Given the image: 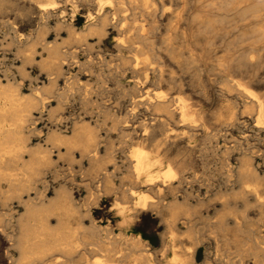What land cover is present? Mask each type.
<instances>
[{"label": "rangeland", "instance_id": "374dc122", "mask_svg": "<svg viewBox=\"0 0 264 264\" xmlns=\"http://www.w3.org/2000/svg\"><path fill=\"white\" fill-rule=\"evenodd\" d=\"M110 1L122 3V8L119 9L122 12L117 15L120 21L115 28L108 27L106 34L99 38L93 34L84 36L86 26L96 19L95 17L91 21L87 20L88 14L95 16V0H0V87L18 90L22 98H46V102L39 103L37 109L32 110L23 134L29 139L27 144L30 149H34L38 144L52 152L51 163L42 166L41 174L33 177L34 168L29 166V156L23 154L22 160L18 162L19 168L27 169L26 172L31 174L25 187L17 190L5 182H0V213L10 214V217H2L3 222L0 225V256L3 257L4 253H7L10 259H17L18 252L11 246L18 234L16 222L19 215L25 213L26 206L38 204L37 192L40 190L48 200L44 198V205L49 203L47 207H50L46 213L49 214L46 215L49 217L46 218V225L52 229L54 226L62 227V231L71 235L75 241L72 248L74 251L68 253L70 255L55 250L49 251L47 257L45 255L44 259L42 258L43 262L46 261L44 264H142L143 261L144 264H264V129L255 126L258 107L251 103L258 97L259 100L262 98L260 101L264 103V0H148V9L142 5V0ZM42 6L47 11L41 12L39 9H42ZM153 8L155 12L151 13ZM105 9L111 10L112 6L106 4ZM121 23L124 25L123 29V25L120 27ZM141 27L144 29L142 40H132L137 42L135 47L140 49L131 52L126 49L119 51L117 43L121 40V44L125 46L127 41H130L129 37L139 32ZM172 29L174 30L171 31ZM80 34L83 38L79 37ZM85 39L86 41H83ZM53 45H58L56 47L61 52H71L73 55L66 54V65L62 67L61 76L54 74L47 64L49 60L46 48ZM133 56L142 63L139 66L148 63L147 68L160 69L164 78H170L169 80L180 84L182 96L187 98V103L197 110L199 116L202 115L193 124L196 127L190 129L189 124L181 126L178 115L164 121V128L167 133L173 134L174 141L170 140L173 142L162 144L158 148L163 167H158L157 171H162L168 166H174V169L181 163L184 170L183 174H177L176 178L171 180L174 191L164 188L159 197L147 191L143 184H133L132 178L129 179L130 174L128 175L130 151L143 147L152 151L150 154L154 156L153 146L161 137L157 125L159 116L145 110L142 105L131 109L130 98L139 94L136 89L140 91V87L135 82L141 75L131 73L132 65L129 66L126 61L124 64L120 57L133 62ZM118 59L122 61V66ZM149 71L148 69L150 77L152 73ZM51 79H55L56 83L52 87L49 85ZM151 82L147 83L143 92L150 90L151 95L161 89L163 92H170L165 85ZM244 87L247 88L246 91L250 90V94H245ZM44 88L45 90H42ZM49 92L52 97H48ZM60 94V98H57ZM251 95L257 97L253 99ZM106 113L111 118H108ZM126 115L129 117L125 119ZM103 117H107L104 122ZM56 119H59L58 122ZM83 120L85 123H82ZM120 120L123 123H120ZM87 121L91 130L86 126ZM114 121L118 125L114 124ZM84 127L93 133L92 136L95 135L93 143L96 149L98 148L95 159H99L96 164L99 167L105 165V168L100 167L101 170L93 161L90 162L91 160L80 155V147L77 144L68 145L66 142L45 140L50 136L52 139H58L60 134L63 139H70L75 130V134L80 138ZM143 130L149 136L145 134L141 139L139 135ZM69 135L70 137H67ZM53 143L56 144L52 145ZM100 157L105 161L110 160L101 164ZM246 186L248 190L257 192V198L252 192L243 189ZM60 187L68 188L67 192L62 191V199L56 198L60 189H55ZM130 188L136 195L147 193V200L153 198L148 200L149 202L156 200L164 207L138 211V215L136 210H130L134 199L121 197L120 194L125 190L128 192ZM51 198L55 202H49ZM90 199L93 201L89 203ZM56 205L58 209L55 208ZM167 205L171 206V209ZM60 207L68 216L60 215ZM164 209L168 212L162 213L161 210ZM169 212L173 213L174 217ZM168 223L173 231L167 227ZM171 223L174 225L171 226ZM90 227L96 231H91ZM134 239L142 243L137 249ZM255 242L259 244L256 245ZM77 246L79 248H76ZM145 256L148 257L147 261L144 260ZM42 260H38L36 264H43Z\"/></svg>", "mask_w": 264, "mask_h": 264}, {"label": "bare ground", "instance_id": "6f19581e", "mask_svg": "<svg viewBox=\"0 0 264 264\" xmlns=\"http://www.w3.org/2000/svg\"><path fill=\"white\" fill-rule=\"evenodd\" d=\"M130 1V0H129ZM135 1V0H134ZM133 1V2H134ZM143 2V6L145 5L146 6V8L148 9L149 8V6H147V1L148 0H142ZM135 3V2H134ZM95 4V5H94ZM94 6H96L97 7V9H96V13H95V16L93 17V14H88L87 15V20L88 21H91L92 19H94L95 17H96V19L94 20V22H90L87 26H86V31H84V36L85 37H87L88 35H97V36H99V38L102 36L103 37V35H105L106 34V29L109 27V28H115L116 26H117V24L119 23V19H118V14L120 13V12H122V10L121 11H119V9H120V5L122 4L120 1H118V2H112V1H110V0H95V2H94ZM106 4H109V5H111L112 6V9L111 10H106L105 8H106ZM82 5V4H81ZM150 5V4H149ZM43 7V6H42ZM151 7V6H150ZM39 8H41L40 6H39ZM122 8V7H121ZM27 9V8H26ZM151 9V8H150ZM41 12L43 11V12H45V11H47L46 10V8L45 7H43L42 9H39ZM125 11V10H124ZM151 13H154L155 12V9L153 8L151 11H150ZM146 15V14H145ZM54 16V15H53ZM124 17V16H123ZM170 17V16H169ZM123 22H124V20H123ZM176 23V22H175ZM178 23V22H177ZM41 24V23H40ZM65 24V23H64ZM123 25V23H121V25H120V27ZM24 28V27H23ZM70 28V27H69ZM75 28V27H74ZM124 28V25H123V27H122V29ZM66 29H68V27L66 26ZM139 29V28H138ZM174 29H176L177 30V28H174ZM174 29H172L171 31H173ZM143 28L141 27L140 28V31L139 32H137L136 34H133V36H130L129 37V39L128 40H130V41H127L128 43L124 46L123 44H121V40H120V42L119 43H117V45H118V50L119 51H121L122 49L124 50V49H126V50H128V51H137L138 49H140V47L138 48V47H135V45H136V43L137 42H134V41H132V40H134V39H141L142 40V38L144 37V32H143ZM182 30V29H181ZM11 31V30H10ZM68 31V30H67ZM70 31V30H69ZM183 31H184V29H183ZM13 32V31H12ZM182 32V31H181ZM82 33V32H81ZM133 33H135V32H133ZM9 34V33H8ZM6 35V34H5ZM74 35V34H73ZM77 35V34H76ZM87 35V36H86ZM9 36V35H8ZM80 36H82L81 34L79 35V37ZM89 36V37H90ZM14 37V36H13ZM78 37V38H79ZM146 37V36H145ZM9 38V37H8ZM82 38H83V36H82ZM175 38V37H174ZM13 39H15V38H13ZM97 39H98V37H97ZM83 41H86V39L85 40H83ZM99 41H100V39H99ZM118 41V40H117ZM184 41V40H183ZM262 41H264V40H262ZM262 41H260V43L262 42ZM27 43H29V42H27ZM259 43V44H260ZM9 44H11L10 42H9ZM54 44V43H53ZM85 45V44H84ZM116 45V44H115ZM262 45H264V44H262ZM56 46H58V45H56ZM55 45H53V46H51V47H49V48H46V50H47V52H48V65L50 66V68H51V70L53 71V73L54 74H59L60 75V72H61V70H62V67H63V65H66V64H64V61H66L65 60V56H66V54H70L71 55V52L69 53H63V52H61L60 51V49L58 48V47H56ZM76 46V45H75ZM91 46V45H90ZM188 46V45H187ZM144 48V47H143ZM70 49V48H69ZM171 49V48H170ZM45 50V49H44ZM142 50V49H141ZM76 51V50H75ZM118 51V52H119ZM175 51V50H174ZM78 52V51H77ZM169 52V51H168ZM171 53V52H170ZM169 53V54H170ZM74 54V53H73ZM132 54V53H131ZM144 54V53H143ZM173 54V53H172ZM208 54V53H207ZM120 55V54H119ZM133 55V54H132ZM174 55V54H173ZM198 55V54H197ZM261 55V54H260ZM71 56H73V55H71ZM134 56H136V55H134ZM133 56V57H134ZM144 56V55H143ZM199 56V55H198ZM262 56H264V55H262ZM147 57V56H146ZM172 57V56H171ZM189 57V56H188ZM238 57V56H237ZM25 58V57H24ZM69 58V57H68ZM73 58V57H72ZM193 58V57H192ZM191 58V59H192ZM120 59H123L122 61L124 62V64H125V61L128 63V65L129 66H131L130 67V70H131V73H134V74H136V75H141V78H139V77H137V79H136V82H135V84L136 85H139V87H140V91H139V89H136V92H139V94H136V95H133V97L132 98H130L131 99V109L132 110H134L135 109V107L136 106H138V105H142V107L143 106H145L144 108H145V110H149V111H152L153 112V114L154 115H157V116H159L160 118H157L156 120H157V125H158V127H159V135L161 136L160 137V140H158L155 144H154V151H153V154H154V156H152L150 153L152 152H150V151H147L146 149H144L143 147H138V148H135V149H133V150H131L130 151V153H129V159H131V163H130V167H129V173H128V175L130 174V176H129V179H130V177L132 178V181H133V184L135 183V184H143V186H145V187H147V191H150L151 193L153 192L154 194H156L157 195V197H159V195L161 194V192L163 191V189L164 188H166L168 191H174V187L171 185V180H174L175 178H176V175L177 174H179L180 175V173H182V171L184 170V166H183V163H181V164H179V165H177V167H175L174 169H173V167L171 168V166H168V167H166V169H164V170H162V171H157V168L159 167L160 168V166H161V168L163 167L161 164H162V159L160 158V156L158 155V148L160 147V145H162V144H166V143H169V142H173L174 140H173V137L174 136H172L173 134H169V133H167L168 131H166V129L164 128L165 127V125H164V121L165 120H169V119H173L174 118V116L175 115H178V117L179 118H177V119H179V122L181 123V126H182V124L184 125V124H189V129L192 127H196V126H194L193 124H195L196 122H197V120L198 119H200V116H202V115H200L199 116V113L197 112V110H195V109H192V105H190V104H188L187 103V98L185 99L183 96H182V94H183V90H182V86L180 85V84H176L175 82H173V81H171V80H169V79H166V78H164V75L162 74V72L160 71V69H158V70H154V68L152 67V68H147L148 67V63H146V64H144L142 67L141 66H139V64H142V63H139L138 61H137V57H134V58H132V61L133 62H129V60L130 59H127V58H121L120 57ZM125 59V60H124ZM127 59V60H126ZM140 59V58H139ZM148 59V58H147ZM201 59V58H200ZM75 60V59H74ZM119 60V59H118ZM220 60V59H219ZM257 60V59H256ZM120 61V64L122 63V61L121 60H119ZM147 61V60H146ZM193 61V60H192ZM191 61V62H192ZM202 61V60H201ZM77 62V61H76ZM110 62V61H109ZM258 62V61H257ZM132 63H134V64H132ZM143 63H144V61H143ZM228 63V62H227ZM70 64V63H69ZM123 64V67L125 66V68H126V65H124ZM148 64V65H147ZM189 64V63H188ZM82 65V64H81ZM104 65V64H103ZM151 65V64H150ZM175 65V64H174ZM233 65V64H232ZM20 66V65H19ZM68 66V65H67ZM99 66V65H98ZM121 66H122V64H121ZM152 66V65H151ZM229 66V65H228ZM79 67H80V65H79ZM122 67V68H123ZM176 67V66H175ZM225 67V66H224ZM223 67V68H224ZM18 68V67H17ZM72 68V67H71ZM118 68V67H117ZM156 68H157V66H156ZM99 69V68H98ZM148 69L150 70L149 72H151L152 73V76H150L149 77V74L150 73H148ZM250 69V68H249ZM122 70H124V69H122ZM128 70H129V68H128ZM156 72V76H155V72ZM250 71V70H249ZM46 73V72H45ZM62 73H63V70H62ZM108 73V72H107ZM121 73H123V72H121ZM158 73V74H157ZM89 75V74H88ZM97 75V74H96ZM104 75V74H103ZM169 75V74H168ZM61 76V75H60ZM169 77V76H168ZM56 78V77H55ZM106 78V77H105ZM58 79V78H57ZM56 79V80H57ZM124 79V78H123ZM55 80V79H54ZM53 79H51V81L50 80H48V81H50V84L49 85H51V87L53 86V85H55L56 83H55V81H54ZM200 80V79H199ZM67 81V80H66ZM111 81V80H110ZM149 81H152V82H155L156 84H163V85H165L168 89H169V93H168V91L167 92H163L162 91V89H161V91H158V92H153V94L151 95V93H150V95L148 94V92H146V91H144L143 92V89L145 88V86L147 85V83L149 82ZM222 81V80H221ZM65 82V81H64ZM151 82V83H152ZM177 82V81H176ZM228 82V81H227ZM55 83V84H54ZM131 83V82H130ZM200 83H203V82H200ZM85 84H87V83H85ZM102 84H104V83H102ZM215 84V83H214ZM224 84V83H223ZM236 84V83H235ZM66 85V84H65ZM197 85V84H196ZM201 85V84H200ZM249 85V84H248ZM262 85H264V84H262ZM68 86V85H67ZM82 86V85H81ZM85 86H87V85H85ZM153 86V85H152ZM164 86V87H165ZM240 86V85H239ZM238 86V87H239ZM42 87V86H41ZM44 87V86H43ZM46 87V86H45ZM55 87V86H54ZM53 87V88H54ZM132 87H134V86H132ZM156 87V86H155ZM189 87V86H188ZM47 89H48V85H47V87H46ZM49 88H50V86H49ZM83 88V87H82ZM136 88V87H135ZM138 88V87H137ZM190 88V87H189ZM211 88V87H210ZM13 89V88H12ZM36 89V88H35ZM41 89V88H40ZM39 89V90H40ZM64 89H65V87H64ZM96 89V88H95ZM109 89V88H108ZM250 89H251V87H250ZM42 90H45V88L44 89H42ZM41 90V92H43ZM68 90V89H67ZM129 91H130V89H128ZM152 90V89H151ZM243 90H244V92H246L245 94L246 95H248V94H250L249 93V91H246L247 90V88L246 87H244L243 88ZM242 90V91H243ZM37 91V90H36ZM63 91H65V90H63ZM46 92V91H45ZM51 92V91H50ZM50 92H49V96L48 97H52L51 95H50ZM110 92V91H109ZM133 92V91H132ZM221 92V91H220ZM244 92H243V94H244ZM44 93V92H43ZM42 93V94H43ZM48 93V92H47ZM88 94H89V92H87ZM112 93V92H111ZM185 93V92H184ZM34 94V93H33ZM39 94V93H38ZM57 94V93H56ZM65 94V93H64ZM131 94H133V93H131ZM135 94V93H134ZM258 94H259V92H258ZM41 95V94H40ZM39 95V96H40ZM62 95H63V93H62ZM66 95V94H65ZM90 95V94H89ZM130 95V94H129ZM204 95V94H203ZM228 95V94H227ZM262 95H264V93H262ZM54 96V95H53ZM60 96H61V94L60 95H58L57 96V98H60ZM222 96V95H221ZM251 96H253V95H251ZM64 97H66V96H64ZM257 96H253L252 98L254 99V98H256ZM63 98V97H62ZM128 98V97H127ZM128 98V99H129ZM246 98V97H245ZM261 98V97H260ZM54 99V98H53ZM90 99V98H89ZM102 99V98H101ZM109 99V98H108ZM207 99V98H206ZM235 99V98H234ZM249 99V98H248ZM252 99V100H253ZM262 99V98H261ZM260 99V100H261ZM46 100V98H44V99H40V98H37L36 96L35 97H27V98H22L21 96H20V93H18V90H11V89H3L2 88V86L0 87V182H5V183H7L8 184V186L9 187H11V188H15V189H19L20 187L21 188H23V187H25L24 185L26 184V183H28L29 182V178H30V176H31V174H28L27 172H26V170L25 169H20L19 168V165H18V162L19 161H21L22 160V156H23V154H28V156H29V162H30V165L29 166H33V168L34 169H32V177H33V175H38L39 176V174H41V169L44 167V165H49L50 163H51V159H50V153H52V152H50L49 150L50 149H48V148H45V147H42L41 145H36L35 146V148L34 149H30L29 147H28V144H27V141L29 140L28 139V137H25V135L26 134H23V129L25 128V124L28 122V119H29V117L31 116V112H32V110L33 109H37L36 108V106L39 104V103H42L43 101H45ZM48 100V99H47ZM251 100V101H252ZM259 100V97H258V99L255 101V99L253 100V102H251V103H255V105H257V107H258V114L256 115L257 116V118H256V127L257 128H261V130L262 129H264V103H262V101H260ZM51 101V100H50ZM86 101H88V100H86ZM90 101V100H89ZM130 101V100H129ZM189 101V100H188ZM195 101V100H194ZM249 101V100H248ZM46 102V101H45ZM44 102V103H45ZM56 102L58 103V101L56 100ZM48 103V102H47ZM85 103V102H84ZM86 103H88V102H86ZM85 103V104H86ZM43 104V103H42ZM94 104H96V103H94ZM232 104V103H231ZM242 104V103H241ZM246 104V103H245ZM56 105H58V104H56ZM198 105V104H197ZM52 106V105H51ZM86 106V105H85ZM89 106V105H88ZM43 107V106H42ZM46 107V106H45ZM55 108H58L57 106H54ZM53 108V107H52ZM55 108H53L54 110H55V112H56V109ZM61 107H59V109H60ZM110 108V107H109ZM106 109V108H105ZM139 109V108H138ZM46 110V109H45ZM50 110V109H49ZM54 110H53V112H54ZM110 110V109H109ZM223 110H224V108H223ZM226 110V109H225ZM108 111V110H107ZM256 111V110H255ZM52 112V113H53ZM99 112V111H98ZM104 112H106V111H104ZM109 112V111H108ZM242 112V111H241ZM51 112H50V114H52ZM135 113H136V111H135ZM140 113V112H139ZM149 113V112H148ZM100 114V113H99ZM104 114V113H103ZM107 114V113H106ZM150 114V113H149ZM152 114V113H151ZM203 114V113H202ZM255 114V113H254ZM105 115V114H104ZM108 115L109 114H107V117H108ZM154 115H153V117H154ZM228 115V114H227ZM232 115H234V114H232ZM92 116V115H91ZM106 116V115H105ZM115 116V115H114ZM127 116L128 115H126V117H125V119L127 118ZM141 116V115H140ZM212 116V115H211ZM210 116V117H211ZM241 116H242V114H241ZM255 116V117H256ZM51 117V116H50ZM107 117H103L102 119H103V122L105 121V119L107 118ZM129 117V116H128ZM131 117H133V116H131ZM148 117V116H147ZM150 117V116H149ZM205 117V116H204ZM238 117V116H237ZM105 118V119H104ZM108 118H111L110 116L108 117ZM124 118V117H123ZM198 118V119H197ZM202 118V117H201ZM51 119H53V117L51 118ZM60 119H62V117L60 118ZM77 119V118H76ZM99 119V118H98ZM119 119V117L117 118V120ZM125 119H124V121H125ZM133 119V118H132ZM203 119H205V118H203ZM37 120V119H36ZM57 120V119H56ZM59 120V119H58ZM58 120L56 121V122H58ZM152 120V119H151ZM154 120V119H153ZM53 121V120H52ZM84 121V120H83ZM113 121V119L111 120V122ZM177 121V120H176ZM205 121H207V120H205ZM60 123H61V121H59ZM119 122V121H118ZM123 123V121L122 120H120V123ZM150 122V121H149ZM155 122V121H154ZM240 122V121H239ZM33 123V122H32ZM59 123V124H60ZM82 123H85V121L84 122H82ZM87 123L88 124H86V126L89 128L90 126V124H89V122L87 121ZM114 124L116 123V121H114L113 122ZM112 123V124H113ZM127 123H129V118H128V122ZM127 123H125V124H127ZM56 124V123H55ZM64 124V123H63ZM111 124V125H112ZM117 124V123H116ZM155 124V123H154ZM53 125V124H52ZM82 125V124H81ZM118 125V124H117ZM152 125V124H151ZM56 126V125H55ZM83 126V125H82ZM155 126V125H154ZM78 127H79V125H78ZM87 127L85 128L84 127V130H83V132H82V134L81 133H79V131L77 130V132L79 133V134H81L80 135V138H79V136H78V134L76 133L75 134V132H76V130L75 129H77V128H74V130H75V132H74V134L73 135H71L72 137L70 138V139H63L62 138V136H61V134H60V138L58 137V139H55V138H53L52 139V137L50 136L49 138L47 137V139H45L46 141L48 140H51V141H59V143H62V142H66L65 144H68V145H73V144H77L80 148H79V152L81 153L80 155L81 156H83V157H86V159L88 158L89 159V161L90 162H94L95 163V165H97L96 164V162H99V161H96L97 159H95L96 158V154H98L97 153V149H96V145L94 144L95 142V138H93L95 135H93L92 136V132H90L89 130H91L90 128H89V130L87 129ZM113 127H115V125L113 126ZM124 127V126H123ZM126 127V126H125ZM148 127V126H147ZM179 127V126H178ZM224 127V126H223ZM146 128V127H145ZM188 128V126L186 127V129ZM220 128V127H219ZM72 129V128H71ZM79 129H81V128H79ZM83 129V128H82ZM93 129H94V127H93ZM92 129V130H93ZM144 129V128H143ZM182 129V128H181ZM189 129H187L188 131H189ZM97 130H98V128H97ZM116 130V129H115ZM122 130V129H121ZM259 130V129H258ZM37 131V130H36ZM40 131V130H39ZM111 131V130H110ZM117 131V130H116ZM123 131V130H122ZM135 131V130H134ZM144 132L142 133V134H140L139 135V137H141V139H142V137H144L145 136V130H143ZM185 131V130H184ZM183 131V132H184ZM188 131H185L186 133H188ZM191 131V130H190ZM193 131V130H192ZM191 131V132H192ZM219 131V130H218ZM237 131V130H236ZM27 132H29V130L27 131ZM32 132V131H31ZM94 132V131H93ZM112 132V131H111ZM173 132V131H172ZM184 132V133H185ZM204 132V131H203ZM222 132V131H221ZM231 132V131H230ZM95 133V132H94ZM126 133V132H125ZM190 133V132H189ZM194 133V132H193ZM196 133V132H195ZM205 133H207L206 131H205ZM37 134V133H36ZM191 134V133H190ZM202 134V133H201ZM224 134V133H223ZM241 134V133H240ZM51 135V134H50ZM58 135V134H57ZM56 135V136H57ZM121 135V134H120ZM146 135H148V134H146ZM184 135V134H183ZM187 134H185V136H186ZM209 135V134H208ZM207 135V136H208ZM212 135V134H211ZM216 135V134H215ZM27 136V135H26ZM33 136V135H32ZM31 136V137H32ZM65 136V135H64ZM123 136V135H122ZM127 136H128V134H127ZM127 136H125L124 135V137H127ZM136 136V135H135ZM149 136V135H148ZM179 136H181V135H179ZM178 136V137H179ZM193 136H194V134H193ZM205 136V135H204ZM210 136V135H209ZM219 136V135H218ZM34 137V136H33ZM42 137V136H41ZM67 137H70V135L69 136H67ZM76 137H78V139H76ZM123 137V138H124ZM176 137V136H175ZM181 137H183V136H181ZM192 137V136H191ZM245 137V136H244ZM57 138V137H56ZM65 138V137H64ZM133 138V137H132ZM137 138V137H136ZM135 138V139H136ZM177 138V137H176ZM213 138V137H212ZM230 138H231V136H230ZM233 138V137H232ZM241 138V137H240ZM76 139V140H75ZM138 139V138H137ZM140 139V138H139ZM175 139V138H174ZM186 139H187V136H186ZM185 139V140H186ZM214 139V138H213ZM216 139V138H215ZM235 139V138H234ZM36 140H37V138H36ZM121 140V139H120ZM145 140V139H144ZM143 140V141H144ZM170 140H173V141H170ZM231 140H233V139H231ZM140 141V140H139ZM142 141V142H143ZM187 141H188V139H187ZM238 141V140H237ZM255 141V140H254ZM94 142V143H93ZM227 142V141H226ZM46 143V142H45ZM114 143V142H113ZM119 143V142H118ZM121 143H123L122 141H121ZM236 143V142H235ZM36 144V143H35ZM40 144V143H39ZM56 144V143H55ZM54 143L52 144V145H55ZM243 144V143H242ZM246 144V143H245ZM142 145V144H141ZM184 145V144H183ZM232 145V144H231ZM57 146V145H56ZM172 146V145H171ZM174 146V145H173ZM58 147V146H57ZM188 147V146H187ZM241 148H242V145L240 146ZM50 148V147H49ZM59 148V147H58ZM74 148V147H73ZM181 148V147H180ZM186 148V147H185ZM66 149V148H65ZM72 149V148H71ZM149 149V148H148ZM184 149V148H183ZM239 149V148H238ZM59 150V149H58ZM67 150V149H66ZM78 150V149H77ZM247 150V149H246ZM166 151V150H165ZM162 152V151H161ZM185 152V151H184ZM255 152H256V150H255ZM65 153V152H64ZM106 153H107V151H106ZM188 153V152H187ZM258 153H260V152H258ZM166 154V153H165ZM171 154V153H170ZM179 154V153H178ZM226 154V153H225ZM248 154V153H247ZM102 155V154H101ZM110 155V154H109ZM162 155V154H161ZM106 156H108V154L106 155ZM227 156V155H226ZM71 157V156H70ZM98 157V156H97ZM109 157H112V156H109ZM114 157V156H113ZM126 157V156H125ZM228 157V156H227ZM244 157V156H243ZM247 157V156H246ZM101 158V157H100ZM108 158V157H107ZM128 158V157H127ZM248 158V157H247ZM247 158H245V159H247ZM250 158V157H249ZM80 159H82V158H80ZM79 159V160H80ZM87 159V160H88ZM221 159V158H220ZM253 159V158H252ZM78 160V161H79ZM99 160V159H98ZM101 160H102V158H101ZM100 160V161H101ZM107 160H110V159H107ZM106 160V161H107ZM173 160V159H172ZM103 161H104V163L106 162L105 161V159L104 160H102V162H101V164L103 163ZM175 161V160H174ZM174 161H172V162H174ZM179 161V160H178ZM184 161V160H183ZM29 162H28V164H29ZM171 162V163H172ZM247 162H248V160H247ZM250 162V161H249ZM114 163V162H113ZM122 163V162H121ZM251 163V162H250ZM53 164V163H52ZM222 164V163H221ZM242 164H243V160H242ZM242 164H240V165H242ZM27 165V164H26ZM92 165V164H91ZM103 166H101L100 165V167H103V168H105L104 166V164H102ZM247 165H250V164H247ZM43 166V167H42ZM98 166V165H97ZM113 166V165H112ZM243 166V165H242ZM241 166V167H242ZM257 166H258V164H257ZM24 167H26V166H24ZM42 167V168H41ZM99 167V166H98ZM99 167V168H100ZM116 167V166H115ZM240 167V166H239ZM45 168H46V166H45ZM89 168V167H88ZM87 168V169H88ZM93 168V167H92ZM92 168H91V170H92ZM96 168V167H95ZM94 168V169H95ZM102 168V169H103ZM243 168V167H242ZM90 169V168H89ZM98 169V168H97ZM240 169V168H239ZM239 169H238V171H239ZM245 169V168H244ZM96 170V169H95ZM99 170H101V168L99 169ZM99 170H97L98 172H99ZM220 170V169H219ZM75 171V170H74ZM94 171V170H93ZM96 171V172H97ZM112 171V170H111ZM250 171H253V170H249V172ZM29 172V171H28ZM87 172H88V170H87ZM113 172H114V170H113ZM116 172V171H115ZM244 172H246L245 170H244ZM101 173H102V171H101ZM106 173H107V171H106ZM185 173V172H184ZM242 173V172H241ZM253 174H254V172H252ZM58 174V173H57ZM67 174V173H66ZM73 174V173H72ZM87 174V173H86ZM89 174V173H88ZM104 174V173H103ZM110 174V173H109ZM126 174H127V172H126ZM183 174V173H182ZM43 175V174H42ZM63 175V174H62ZM102 175V174H101ZM238 175H239V172H238ZM246 175V174H245ZM247 175H248V171H247ZM79 176V175H78ZM96 176V175H95ZM185 176V175H184ZM242 177H243V174L241 175ZM252 176V175H251ZM261 176H262V174H261ZM63 177V176H62ZM61 177V178H62ZM67 177V176H66ZM71 177V176H70ZM105 177H106V175H105ZM126 177H127V175H126ZM182 177V176H181ZM256 177V176H255ZM38 178V177H37ZM74 178V177H73ZM180 178V177H179ZM258 178V177H257ZM68 179V178H67ZM89 179V178H88ZM97 179V178H96ZM128 179V180H129ZM190 179V178H189ZM193 179V178H192ZM238 179V178H237ZM75 180V179H74ZM90 180V179H89ZM105 180V179H104ZM127 180V179H126ZM186 180V179H185ZM184 180V181H185ZM243 181V179H240V181ZM244 180H245V178H244ZM106 181H108V179H106ZM177 181V180H176ZM179 181H180V179H179ZM190 181V180H189ZM238 181V180H237ZM97 182V181H96ZM102 182H103V180H102ZM105 182V181H104ZM178 182V181H177ZM254 182V181H253ZM257 182V181H256ZM261 182H262V179H261ZM189 183V182H188ZM245 185H246V183L245 182H243ZM99 184V183H98ZM105 185H108V183L106 184V183H104ZM103 184V185H104ZM244 184H243V186H244ZM248 184V183H247ZM257 184V183H256ZM255 184V185H256ZM258 184H259V182H258ZM62 185V184H61ZM183 185H184V183H183ZM230 185V184H229ZM249 185V184H248ZM62 186H64V185H62ZM96 186H98V185H96ZM133 186V185H132ZM135 186H138V185H135ZM177 186H180V185H177ZM185 186V185H184ZM257 186V185H256ZM262 186V185H261ZM105 187V186H104ZM142 187V186H141ZM182 187V186H181ZM187 187V186H186ZM240 187H242V186H240ZM250 187V186H249ZM20 188V189H21ZM92 188V187H91ZM106 189H107V187H105ZM253 188V187H252ZM255 188V187H254ZM45 189V188H44ZM60 189V190H59ZM67 187H66V189H62L61 187L60 188H58V189H55V190H59L58 192H57V197L56 198H59V199H62V195L64 194L62 191L63 190H66V192H67ZM131 189V188H130ZM234 189V188H233ZM242 189V188H241ZM245 191L246 190H248V187L246 186L245 188H243ZM257 189H258V187H257ZM262 189H264V188H262ZM98 190V189H97ZM110 190V189H109ZM45 191V190H44ZM99 191V190H98ZM106 191H108V190H106ZM123 191V190H122ZM146 191V192H147ZM172 191V192H173ZM176 191V190H175ZM249 192H252V194H254V196L257 198V192H255V191H250V190H248ZM257 191H259V190H257ZM56 192V191H55ZM109 192V191H108ZM108 192H106V194L108 193ZM117 192V191H116ZM121 192V191H120ZM145 192V191H144ZM183 192V191H182ZM231 192V191H230ZM36 193V192H35ZM69 193V192H68ZM143 193V192H142ZM152 193V194H153ZM235 193V192H234ZM246 193H248V192H246ZM102 194V193H101ZM122 196L121 197H125V198H133L134 199V201L132 202V204H133V207L130 205V207H132L130 210H136L137 212V214L139 213V212H143V211H146L147 209H149V208H158L159 206H161V204H160V202L158 201V202H156V200H153L154 202H149L148 200H150V199H148L147 200V193L145 194V195H143V194H140V193H138V195H136L135 194V192L133 191V189H131V190H129L128 192H126V190H125V192H122V193H120ZM230 194V193H229ZM238 194V193H237ZM91 195V194H90ZM103 195V194H102ZM137 196V197H135L134 198V196ZM260 195V194H259ZM262 195H264V194H262ZM88 196V195H87ZM97 196V195H96ZM150 196V195H149ZM154 196V195H153ZM64 197H65V195H64ZM93 197H94V194H93ZM156 197V196H155ZM154 197V198H155ZM188 197V196H187ZM34 198V197H33ZM44 198H45V193L44 192H42V191H38L37 192V199H38V204L36 205H34V206H31V204H30V206H26V208L24 209L25 210V213L23 214V215H19V218L17 219V227H18V234H17V237L15 238L16 240L15 241H13L12 243H11V246H12V248H14V249H16V251L18 252L17 254H18V257H17V259H10V257H7V253H4V256L2 257V256H0V264H36V262L38 261V260H42V258L44 259V256L49 252V251H53V250H55V251H58V252H60V253H62V254H68V253H70L71 251H72V248H73V246H74V244H75V241L72 239V236L71 235H69V234H67V233H65V232H63L62 230V227L61 228H57L56 226H54L53 228L54 229H52V228H49L48 227V225H46V223L47 222H45L46 221V218L48 219L49 217H47V216H49V214H46L47 212H48V210H49V208L47 207V206H49V203H47V204H45L44 205V203H43V200H44ZM54 198V197H53ZM66 198V197H65ZM151 198V197H150ZM161 198V197H160ZM186 198V197H185ZM244 198H245V196H244ZM260 198V197H259ZM46 199V198H45ZM67 199V198H66ZM95 197H94V201H95ZM153 199V198H152ZM151 199V200H152ZM173 199V198H172ZM189 199V198H188ZM262 199V198H261ZM47 200V199H46ZM49 200H51V201H49V202H52V201H54L52 198L51 199H49ZM58 200V199H57ZM91 200L92 199H90V201H89V203L91 202ZM92 200V201H93ZM101 200V199H100ZM150 200V201H151ZM253 200H254V198H253ZM255 200H257V199H255ZM48 201V200H47ZM68 201H69V197H68ZM132 201V200H131ZM174 201V200H173ZM172 201V202H173ZM203 201V200H202ZM245 201V200H244ZM55 202V201H54ZM53 202V203H54ZM59 202V201H58ZM97 202V201H96ZM149 202V203H148ZM162 202V201H161ZM169 202V201H168ZM167 202V203H168ZM175 202L176 203H178L176 200H175ZM245 202H247V201H245ZM257 202V201H256ZM7 203V202H6ZM71 203H72V201H71ZM176 203H175V205H176ZM56 204H58V203H56ZM61 204V203H60ZM59 204V205H60ZM64 205H66L65 203H63ZM70 204V203H69ZM185 204V203H184ZM200 204V203H199ZM224 204V203H223ZM253 204V203H252ZM261 204V203H260ZM262 204H264V202H262ZM51 205V204H50ZM72 204H70V206H71ZM94 206L96 205L95 204V202H94V204H93ZM93 205H91V206H93ZM168 205H171V204H168ZM167 205V206H168ZM173 205V204H172ZM244 205V204H243ZM58 205H56V207L55 208H57L58 209V207H57ZM61 206V205H60ZM67 206V205H66ZM69 206V207H70ZM88 206V205H87ZM89 206H90V204H89ZM93 206V207H94ZM118 207H119V205H117ZM163 206V205H162ZM161 206V207H162ZM167 206H165V207H167ZM179 206V205H178ZM201 206V205H200ZM52 207V206H51ZM62 207V206H61ZM61 207H60V210H61ZM68 207V206H67ZM67 207H65V209L67 208ZM122 207H123V205H122ZM164 207V206H163ZM169 207V206H168ZM176 207V206H175ZM190 207H192V206H190ZM198 207V206H197ZM24 208V207H23ZM90 208V207H89ZM170 209H171V206L169 207ZM180 208V207H179ZM183 208H185V207H183ZM53 209V208H52ZM88 209V208H87ZM128 209V208H127ZM160 209V208H159ZM170 209H169V211H170ZM174 210H175V208H173ZM181 209V208H180ZM192 209V208H191ZM11 209H9V211H10ZM59 210V211H60ZM66 210H68V209H66ZM70 210V209H69ZM123 210V209H122ZM129 210V211H130ZM132 210V211H133ZM173 210V211H174ZM7 211V210H6ZM12 211V210H11ZM53 211V210H52ZM91 211V210H90ZM119 211V210H118ZM128 211V210H127ZM139 211V212H138ZM153 212H155L154 210H152ZM162 211V213H164V211H165V213H167L168 212V210H166V209H164V210H161ZM167 211V212H166ZM241 211V210H240ZM76 212V211H75ZM171 212V211H170ZM169 212V214L170 215H172L173 217H174V215H173V213L171 214ZM227 212V211H226ZM13 213H15L14 212V210H13ZM60 215H65V210H61L60 212ZM158 213V212H157ZM161 212H159V214H160ZM232 213V212H231ZM241 213H242V211H241ZM12 214V213H11ZM87 214H88V212H87ZM136 214V215H137ZM140 214V213H139ZM138 214V215H139ZM47 215V216H46ZM51 215V214H50ZM66 215H67V213H66ZM65 215V216H66ZM86 215V214H85ZM125 215V214H124ZM130 215V214H129ZM5 216H9L10 217V214H8V213H0V225H1V222H3V218L5 217ZM56 216V215H55ZM59 216V215H58ZM65 216H63V217H65ZM68 216V215H67ZM135 216V215H134ZM3 217V218H2ZM89 217V216H88ZM129 217H131V216H129ZM170 217V216H169ZM235 217H237V216H235ZM13 218V217H12ZM122 218H124V217H122ZM11 219V218H10ZM67 219V218H66ZM167 219H168V217H167ZM170 219H172V218H170ZM249 219V218H248ZM57 220H59L58 218H57ZM131 220V219H130ZM173 220H174V218H173ZM247 220V219H246ZM60 221V220H59ZM61 223H62V221H60ZM63 222H64V219H63ZM120 222V221H119ZM167 222H169V220L167 221ZM171 222V221H170ZM173 222V221H172ZM65 223V222H64ZM95 223V222H94ZM121 223H122V221H121ZM120 223V224H121ZM5 222H4V226L3 227H5ZM92 224V223H91ZM167 224V223H166ZM185 224V223H184ZM66 225V224H65ZM95 225V224H94ZM93 225V226H94ZM172 225H174V224H172L171 223V226ZM64 226V225H63ZM56 227V228H55ZM65 227H67V225L65 226ZM64 227V228H65ZM96 227V226H95ZM168 228L170 227L169 226V223H168V226H167ZM175 227V226H174ZM256 227V226H255ZM69 228V227H68ZM67 228V229H68ZM89 228V227H88ZM93 228V227H92ZM97 228V227H96ZM165 228H166V226H165ZM167 228V229H168ZM86 229V228H85ZM90 229H91V227H90ZM89 229V230H90ZM98 229V228H97ZM171 229L172 228H169V230L171 231ZM221 229V228H220ZM4 230V229H3ZM93 230H95L94 228H93ZM92 229H91V231H93ZM0 231H1V226H0ZM96 231V230H95ZM168 231V230H167ZM172 231H173V229H172ZM2 232H4V231H2ZM75 232V231H74ZM99 232V231H98ZM106 232V231H105ZM108 232V231H107ZM110 232V231H109ZM189 232V231H188ZM242 233V232H241ZM6 234V233H5ZM107 234V233H106ZM120 234H122V233H120ZM164 234H166V232L164 233ZM192 234V233H191ZM2 235H4V234H2ZM8 235V234H7ZM75 235V234H74ZM171 235H172V233H171ZM174 235V234H173ZM14 236H16V235H14ZM120 236V235H119ZM122 236L124 237V235L122 234ZM122 236H120V237H122ZM127 236V235H126ZM1 237V236H0ZM73 237H75V236H73ZM138 237V236H137ZM136 237V238H137ZM171 237V236H170ZM10 238V237H9ZM89 238V237H88ZM129 238V237H128ZM75 239V238H74ZM121 241H122V239H120ZM130 240H131V238H130ZM129 240V241H130ZM12 241V240H11ZM77 241V240H76ZM134 241H135V239H134ZM8 242V241H7ZM78 242V241H77ZM135 242H136V244H135ZM134 242V245H135V247H136V249H137V247L139 248L140 247V244H142L141 242H140V240H136ZM245 242V241H244ZM85 243V242H84ZM100 243H102V242H100ZM99 243V244H100ZM258 243V242H257ZM88 244V243H87ZM104 244V243H103ZM133 244V243H132ZM255 244H256V242H255ZM259 244V243H258ZM258 244H256V245H258ZM3 245V244H2ZM76 245H77V243H76ZM80 245V244H79ZM86 245V244H85ZM91 245V244H90ZM136 245H139V246H136ZM147 245V244H146ZM252 245V244H251ZM97 246V245H96ZM100 246H101V244H100ZM100 246H99V248H100ZM104 246V245H103ZM8 247V246H7ZM10 247V246H9ZM131 247H133V249H134V246L133 245H131ZM245 247V246H244ZM75 248V247H74ZM76 248H79L78 246L76 247ZM256 248V247H255ZM258 248V247H257ZM132 249V250H133ZM12 250V249H11ZM78 250V249H77ZM100 251H102V249L100 248L99 249ZM135 250V249H134ZM140 250V249H139ZM251 250V249H250ZM8 251V250H7ZM73 251H74V249H73ZM72 251V252H73ZM254 251H256V250H254ZM257 252H258V250H257ZM262 252H264V251H262ZM71 254V253H70ZM70 254H68V255H70ZM48 255V254H47ZM47 255H46V257H47ZM142 255V254H141ZM141 255L139 256V255H137V256H139V257H141ZM173 255V254H172ZM11 256V255H10ZM62 256V255H61ZM147 256V255H146ZM146 256H145V258H146ZM7 257V258H6ZM144 257V256H143ZM148 257L150 258L151 256H149L148 255ZM148 257L146 258V259H144L145 261H147L148 260ZM177 257V256H176ZM119 258V257H118ZM136 258V257H135ZM138 258V257H137ZM258 258V257H257ZM8 259H10V260H8ZM174 259L172 258V261H173ZM262 260V259H261ZM44 260H42V263L44 264L45 262H43ZM140 261V260H139ZM143 261V260H142ZM41 262V261H40ZM144 262V261H143ZM143 262H141L142 264H144ZM173 262H175V261H173ZM88 264V263H87ZM97 264V263H96ZM99 264V263H98ZM126 264V263H125ZM139 264H140V262H139Z\"/></svg>", "mask_w": 264, "mask_h": 264}]
</instances>
